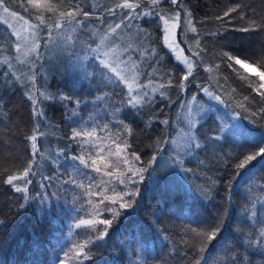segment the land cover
Returning <instances> with one entry per match:
<instances>
[{"label": "snow or ice", "instance_id": "1", "mask_svg": "<svg viewBox=\"0 0 264 264\" xmlns=\"http://www.w3.org/2000/svg\"><path fill=\"white\" fill-rule=\"evenodd\" d=\"M163 3L164 0H146V3L145 0H115L111 6H97L95 0H18L19 7L28 14L25 18L10 9L7 0H0V9L6 14L0 17V22L11 30L6 38L8 42L0 44V76L5 82L12 79L24 86L33 119L32 129L23 136L29 159L21 169L7 175L4 183L16 193H21L25 202L35 199L29 192V186L37 175L42 181H58L64 187L71 199L72 210L81 215L73 217L71 246L64 251L59 264H85L93 256L123 210L138 204V185L144 182L146 173H154L158 167L191 172L192 169L185 166L186 161L195 159L199 150L206 149V141L217 144L228 141L225 133L230 128H239V124H229L221 118L211 135L202 133L200 129L205 116L212 109L200 102L199 94L189 95L191 87L197 86L209 101L233 107L232 120L264 119V56L253 59L221 48L218 53L221 62L209 60V50L202 36L226 39L225 32L218 28L202 34L190 10H184L182 20L180 11L172 15L162 11ZM170 3L184 8L181 0H170ZM245 9L243 3H232L217 20L230 25L226 31L264 33V18L257 21ZM152 17L163 22L164 44L183 65L179 79L175 78L173 69H166L162 64L163 57L152 46L150 33L137 24L139 20ZM237 17L245 23L231 26V21ZM176 29L190 30L193 39L179 42L170 39ZM181 43L186 45L188 55L184 54L185 48ZM53 55L63 57L67 66L78 71L84 79L94 82L99 74L105 90L93 103L105 102L111 116V121L103 124H97L94 117L76 121L70 125L71 131L66 137H56L67 141L63 146L48 142L49 132L45 130L48 125L42 124L47 120L45 102L58 101L65 107L74 105L69 111L75 117L81 100L47 89L45 66ZM222 64L251 91L242 94L239 88L229 83L228 75L221 76ZM200 68L208 73V83L195 85ZM171 88L177 89L175 100L167 91ZM116 96L121 97L118 105L113 99ZM165 101L177 104L183 110L182 114L177 113L176 121H171L164 112L169 107L168 103L159 107ZM125 109H131L138 116L147 115L145 127L148 129L153 124L161 126L160 135L149 145L153 153L147 160L134 146L132 125L121 117ZM242 113L247 116H242ZM245 139L249 150L226 153L225 160L229 162L226 166L236 170L234 178L248 176L245 185L249 194L260 193L251 201V209H247L251 211L248 219L256 220V201L264 204V178L257 182L253 169L261 165L260 172H264V137L257 139L246 135ZM164 157H167L166 161ZM46 160L58 165V176L37 171L40 167L38 161ZM61 160L72 161L63 172L59 167ZM208 179L215 185V180ZM48 183H41L40 187L46 188ZM201 192L207 198L211 188L202 187ZM38 195L41 202L48 199L46 195ZM258 223V238L253 235L249 246L255 245L264 252V220ZM221 227L222 220L206 228L191 227L190 232L180 236L179 248L170 236L160 238L172 242L169 254L180 256V264H207L204 253L208 244L219 235ZM229 259L230 264H243L244 257L237 255Z\"/></svg>", "mask_w": 264, "mask_h": 264}, {"label": "trees", "instance_id": "2", "mask_svg": "<svg viewBox=\"0 0 264 264\" xmlns=\"http://www.w3.org/2000/svg\"><path fill=\"white\" fill-rule=\"evenodd\" d=\"M10 9L27 18V13L18 5V0H7ZM97 6H111L115 0H95ZM184 8L172 5L170 0H164L162 11L172 15L181 12L182 20L184 10H190L197 28L202 34L214 32L218 28L225 32L223 37H210L203 35L202 39L209 50L208 59L220 63L218 53L221 48L234 50L241 55H249L253 59L264 56V33H241L227 30L230 25L224 20H217L232 3L246 5L248 15L257 21L264 18V0H181ZM146 3V0H145ZM236 15V14H233ZM239 17L231 21V26L244 24ZM141 27L150 33V41L160 56L166 69H173L175 78L179 79L183 65L179 64L175 56L164 44L163 22L156 17L144 18L137 21ZM11 30L0 22V44H6ZM177 41L192 40L193 33L185 29H176ZM14 39V38H12ZM185 55H188L186 45ZM2 67V66H0ZM19 67V66H18ZM48 73L47 89L52 93L63 92L81 100L78 115L73 117L69 111L74 105L63 106L58 101L45 102L44 111L47 120L44 125L49 132L48 142L63 146L66 140L56 137H66L70 125L76 121L89 120L94 117L97 124L111 121L106 103L93 101L104 90V84L99 74L93 82L84 79L82 75L67 66L63 57L53 55L47 64ZM221 76L228 75L229 83L239 88L242 94H247L248 89L244 82L235 78L230 69L224 68ZM91 71V69H90ZM208 73L203 68L197 70L195 85L207 84ZM172 100L177 97V89H167ZM199 94L200 102L209 106L212 111L205 116V121L200 131L211 135L221 122V118L229 124H239V128H230L225 133L228 141L218 144L206 141L207 148L199 150L195 159H188L186 167L191 172H183L171 168L158 167L154 173H146L145 180L138 185L140 195L138 204L134 208L123 210L121 217L114 222L109 234L102 245L94 252L85 264H180L181 257L170 255L172 242H166L160 237L168 235L180 247V236L190 232L191 227L206 228L222 220L219 235L207 246L204 255L207 264H230L231 256L244 257L243 264H264V252L257 246H249L253 235L258 238V221L264 220V204L256 201V220H249L251 215V201L258 191L249 194L245 181L248 176L234 178L236 171L233 167L226 166V153H245L249 150V143L245 136H255L257 139L264 137V119L248 117L241 120H232L233 107L209 101L199 92L197 86L189 89V95ZM121 97H113L119 104ZM258 99V98H257ZM169 107L164 109L171 121L177 120V113H182L177 104L168 101L162 102ZM239 111V109H236ZM242 116H247L242 113ZM121 117L130 123L134 129V146L139 150L143 159L147 160L153 153L149 147L153 139L160 135L161 126L153 124L151 129L145 127L147 115H136L131 109H125ZM253 119L255 122H253ZM33 127L31 104L26 99L25 88L19 83L9 79L5 82L0 76V264H59L64 251L71 246L73 239L70 235L73 217L81 215L72 210L70 197L58 181L51 183L42 181L41 176L33 178L29 186L30 194L35 199L25 202L21 193H16L9 185L4 183L7 175L21 169L23 163L29 159L27 145L23 136ZM178 127V125H177ZM167 160V157H164ZM203 160L201 164L199 161ZM37 169L43 175L58 176V165L50 160L38 161ZM255 163V162H253ZM71 160L60 161V172L65 166H71ZM261 165H257L253 172L257 174V182L264 178L260 172ZM211 177L215 180L212 185ZM231 182V183H230ZM41 183H48L46 188H41ZM211 188L206 198L201 192L202 187ZM48 197L41 202L39 195ZM24 205L21 207V205ZM261 213V218L258 213ZM107 215V214H105ZM83 231V230H79ZM79 239V237H77Z\"/></svg>", "mask_w": 264, "mask_h": 264}, {"label": "rangeland", "instance_id": "3", "mask_svg": "<svg viewBox=\"0 0 264 264\" xmlns=\"http://www.w3.org/2000/svg\"><path fill=\"white\" fill-rule=\"evenodd\" d=\"M6 14H4L3 13V11H2V9H0V17H3V16H5ZM17 27L19 26V24H17L15 21H12ZM163 27H164V25L162 26V29H163ZM176 31V30H175ZM170 39H173V40H176L177 41V39H176V36H175V34L174 35H172V36H170ZM168 48V47H167ZM168 50H169V48H168ZM170 51V50H169ZM171 52V51H170ZM174 56H175V54L174 53H172ZM176 59V58H175ZM49 80V79H48ZM182 114V113H181ZM208 115V114H207ZM45 123V121H42V124H44ZM259 214V217L261 218V213L259 212L258 213ZM263 214H264V212H263ZM72 231V230H71Z\"/></svg>", "mask_w": 264, "mask_h": 264}]
</instances>
